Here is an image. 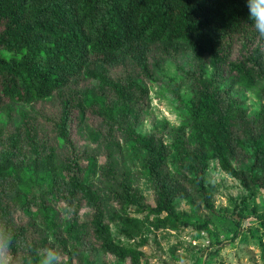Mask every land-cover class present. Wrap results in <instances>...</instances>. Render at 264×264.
Returning <instances> with one entry per match:
<instances>
[{
  "label": "trees",
  "instance_id": "trees-1",
  "mask_svg": "<svg viewBox=\"0 0 264 264\" xmlns=\"http://www.w3.org/2000/svg\"><path fill=\"white\" fill-rule=\"evenodd\" d=\"M186 53L195 85L181 102L193 145L179 154L183 172L172 175L166 148L133 129L124 132L122 117L133 104L141 106L146 81L156 82L160 65ZM263 86L264 37L248 20L247 0H0V229L15 232L9 264H38L50 243L66 253L67 261L58 264H109L108 256L140 264L149 218L156 231L191 226L207 233L211 246L203 257L235 242L244 221L256 218L264 225V212H249L243 203L235 206L237 213L216 212L205 183L210 163L217 161L244 190H264V108L248 118L234 94L257 93ZM263 89L258 92L264 101ZM51 101L59 106L47 121L54 137L34 141L36 134L18 123L36 121L30 115L34 104ZM85 109L107 122L108 137L88 120L98 150L105 149L104 165L98 164V150L82 167L75 158L58 157L57 148L74 145L73 117L85 121ZM114 129H121L120 139L129 145L127 157L140 162L154 206L116 162ZM21 141L32 151L26 161L14 153ZM247 145V166L240 169L234 160ZM190 195L225 233L211 230L208 219L190 224L176 212V200L189 201ZM83 207L88 213L80 222ZM130 208L145 212L144 221L130 218ZM17 210L28 220L18 222Z\"/></svg>",
  "mask_w": 264,
  "mask_h": 264
},
{
  "label": "rangeland",
  "instance_id": "rangeland-1",
  "mask_svg": "<svg viewBox=\"0 0 264 264\" xmlns=\"http://www.w3.org/2000/svg\"><path fill=\"white\" fill-rule=\"evenodd\" d=\"M186 54L180 55L178 60L160 65L162 69L159 68L158 74L155 75L156 82L151 84L146 81L147 94L143 98L141 106L137 107V104H133L127 115L122 117V129H124V132L133 129L142 136L152 139L154 144L163 145L166 148L168 155L166 160L168 163L167 169L172 175L183 172L178 165L179 154L188 152L193 145V133L189 123H187L188 117L181 102V100L189 98L190 87L192 84L195 85V79L190 75L194 71V66L190 64L192 56L190 53ZM206 72H210L209 66H207ZM263 88L264 86L261 89ZM261 89L257 88V93L254 91L251 93L243 92L241 89L234 90V94L238 97L237 102L246 111L248 118H255L264 108V101L261 100L258 92ZM93 107L96 108L95 105ZM58 110L59 106L54 101L34 104V110L31 111L32 114L30 115L32 117L37 116L39 119L33 122L28 119L23 120L18 123V126L31 134H36L34 141L39 140L41 137L43 140L51 141V138L54 137L53 127L52 123L49 125L47 121L52 117V113H57ZM83 112L86 118L85 121L79 122L77 118L73 117L74 122L70 128V132L73 134L72 141L74 142L72 148H57L60 159L65 161L68 159L70 161L75 158L80 167L86 164L87 158H90L91 153L94 154L100 148L95 144L97 138L94 140L91 138L93 135L91 134L93 133L92 129L99 128L101 133L108 137L107 122L103 118L94 115L88 109ZM88 120L93 122L94 127L92 129ZM11 131H14L13 128ZM110 135L111 137L117 136L116 139H118L116 140L117 149L113 153L116 155V162L123 165L121 166L132 182V186L137 187L145 197V203L149 206H154L151 184L146 179L139 165L140 162L138 160L137 162H131L129 157H127L129 145H125L124 141L120 139L122 135L121 129H114ZM21 143H23L22 148L15 150L14 153L17 155V160L26 161L32 151L23 141ZM250 147L251 145H247L245 149L243 148L236 155L234 165L236 164L238 168L244 169L247 166L246 159L249 156V152H251ZM80 148L84 149L81 154L77 151ZM103 150H98V154L95 155L98 157L99 165H104L106 162ZM116 167L118 169L117 177L120 178L119 166ZM92 183L95 186L98 184L96 180H93ZM205 183L211 187L212 203L216 212L237 213L234 208L237 205V209H239L242 203L247 206L249 212L254 209L259 213L264 212V190L256 191L252 189L250 193L244 190L236 179L221 170L217 161L210 163ZM191 195L189 201L176 200V212L190 218V224H194L196 220L205 221L208 219L211 230H222L225 233L226 227L217 224L219 222L216 223V219L211 218L201 207L199 199ZM100 198L102 199L101 202L105 203L108 196L102 193ZM245 198L247 202H245ZM86 212L88 213V210L85 207L80 210V222L84 220L83 216ZM126 212L130 218L139 219L140 221L145 219V212L141 214L135 213L134 208H130ZM164 217L165 214L161 215L160 219ZM15 218L18 222L28 220L20 210H17ZM153 220L154 218H149L144 221V230L148 231V233L146 234L147 242L141 249L143 256L139 260L140 264H264V225L260 224L256 218L244 221L238 239L233 243L222 244L219 251L211 257L201 256V252L211 246L207 233L191 226L187 228L181 227L180 231L170 228L156 231L150 226L154 222ZM113 231L114 227H112ZM222 238V235L219 236L220 241ZM47 240H49V243L51 242L49 237H47ZM120 241L132 247L139 244L138 239L134 241L120 239ZM50 244L49 249L51 247L55 249L60 257L58 262H66L65 251L59 245ZM105 259L109 264H131L129 261L121 262L111 256ZM74 264L77 263L74 262Z\"/></svg>",
  "mask_w": 264,
  "mask_h": 264
},
{
  "label": "clouds",
  "instance_id": "clouds-1",
  "mask_svg": "<svg viewBox=\"0 0 264 264\" xmlns=\"http://www.w3.org/2000/svg\"><path fill=\"white\" fill-rule=\"evenodd\" d=\"M248 20L255 31L264 37V0H247ZM174 71V69H173ZM15 238L12 228L0 229V264H9L11 247ZM60 257L55 249H46L38 264H58ZM27 264H32L31 260Z\"/></svg>",
  "mask_w": 264,
  "mask_h": 264
}]
</instances>
